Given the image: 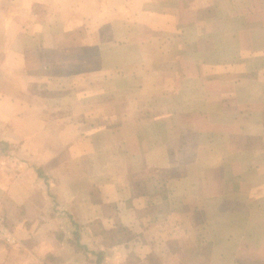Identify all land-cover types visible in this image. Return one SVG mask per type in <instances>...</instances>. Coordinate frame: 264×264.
I'll return each instance as SVG.
<instances>
[{
    "label": "crops",
    "instance_id": "crops-1",
    "mask_svg": "<svg viewBox=\"0 0 264 264\" xmlns=\"http://www.w3.org/2000/svg\"><path fill=\"white\" fill-rule=\"evenodd\" d=\"M0 264H264V0H0Z\"/></svg>",
    "mask_w": 264,
    "mask_h": 264
},
{
    "label": "built area",
    "instance_id": "built-area-1",
    "mask_svg": "<svg viewBox=\"0 0 264 264\" xmlns=\"http://www.w3.org/2000/svg\"><path fill=\"white\" fill-rule=\"evenodd\" d=\"M1 228H2V227L0 226V235H1L2 237L6 238L7 241H10L9 238L5 237V234H6V233H5V231L2 230ZM10 242H11V241H10Z\"/></svg>",
    "mask_w": 264,
    "mask_h": 264
}]
</instances>
